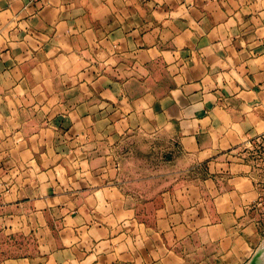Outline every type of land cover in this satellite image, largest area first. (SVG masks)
<instances>
[{
    "label": "crops",
    "instance_id": "obj_1",
    "mask_svg": "<svg viewBox=\"0 0 264 264\" xmlns=\"http://www.w3.org/2000/svg\"><path fill=\"white\" fill-rule=\"evenodd\" d=\"M263 131L264 0H0V264H249Z\"/></svg>",
    "mask_w": 264,
    "mask_h": 264
},
{
    "label": "built area",
    "instance_id": "obj_2",
    "mask_svg": "<svg viewBox=\"0 0 264 264\" xmlns=\"http://www.w3.org/2000/svg\"><path fill=\"white\" fill-rule=\"evenodd\" d=\"M250 173L256 176L259 187L256 206L264 214V131L247 139L241 151Z\"/></svg>",
    "mask_w": 264,
    "mask_h": 264
},
{
    "label": "rangeland",
    "instance_id": "obj_3",
    "mask_svg": "<svg viewBox=\"0 0 264 264\" xmlns=\"http://www.w3.org/2000/svg\"><path fill=\"white\" fill-rule=\"evenodd\" d=\"M133 158H134V153H130V152H128V151H122V159H123V161H124V164H125V169H124V175H125V177H145V175H146V170H148V169H145V168H135V167H132V163H133ZM159 164V163H158ZM151 169V168H150ZM149 169V170H150ZM160 169H162V168H160V167H157V168H152V170H160ZM128 187H131V185H128ZM13 219V221H12V223L13 224H16L15 226L17 227V224L19 225L20 223H22V221L21 220H18L17 218L15 219L14 217L12 218ZM7 221H5V223H6ZM12 224V225H13ZM1 234V233H0ZM0 242H1V237H0ZM259 250V249H258ZM0 251H1V249H0ZM32 251L33 250H31V251H29L31 254H32ZM11 254H18V253H20V252H16L15 250L13 251V252H10ZM256 254V253H255ZM254 254V255H255ZM254 257V256H253ZM253 257H252V259H253ZM251 259V260H252ZM251 260L249 261V264H250V262H251ZM259 264H264V255H262V259H261V263L259 262Z\"/></svg>",
    "mask_w": 264,
    "mask_h": 264
},
{
    "label": "water",
    "instance_id": "obj_4",
    "mask_svg": "<svg viewBox=\"0 0 264 264\" xmlns=\"http://www.w3.org/2000/svg\"><path fill=\"white\" fill-rule=\"evenodd\" d=\"M262 255H264V247H261L257 252L256 254L254 255L253 259L251 260L250 264H253L252 261H255L258 259L257 263L259 264V262L261 261L262 259Z\"/></svg>",
    "mask_w": 264,
    "mask_h": 264
},
{
    "label": "bare ground",
    "instance_id": "obj_5",
    "mask_svg": "<svg viewBox=\"0 0 264 264\" xmlns=\"http://www.w3.org/2000/svg\"><path fill=\"white\" fill-rule=\"evenodd\" d=\"M253 262V264H257V260H255V261H252Z\"/></svg>",
    "mask_w": 264,
    "mask_h": 264
}]
</instances>
